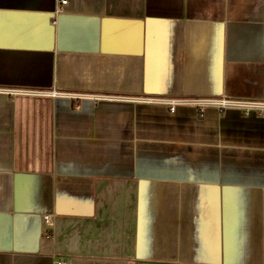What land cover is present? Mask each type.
I'll use <instances>...</instances> for the list:
<instances>
[{"label":"crops","instance_id":"0c3cea01","mask_svg":"<svg viewBox=\"0 0 264 264\" xmlns=\"http://www.w3.org/2000/svg\"><path fill=\"white\" fill-rule=\"evenodd\" d=\"M147 97L264 100V0H0V264H264V115Z\"/></svg>","mask_w":264,"mask_h":264},{"label":"built area","instance_id":"2783aa9c","mask_svg":"<svg viewBox=\"0 0 264 264\" xmlns=\"http://www.w3.org/2000/svg\"><path fill=\"white\" fill-rule=\"evenodd\" d=\"M61 3H65L66 0H60ZM59 10H57L58 12ZM11 94H46L51 97H68L74 99L80 98H91L94 100L99 99H107L113 100L117 99L120 96L110 95V94H93V93H82V92H68L61 91L54 88H51L47 91H40L34 89H13V90H5ZM148 101H155L160 103H165L169 105L170 110H174V107L178 104L192 105L197 107L200 111L203 108L208 106H212L217 108L218 110L226 109V108H236L240 110L242 113L247 114L249 112H256L258 114L264 115V100H251V99H234L227 97H193V98H164V97H147L143 98ZM46 222L49 223V216H45ZM59 264H63V262H59Z\"/></svg>","mask_w":264,"mask_h":264}]
</instances>
